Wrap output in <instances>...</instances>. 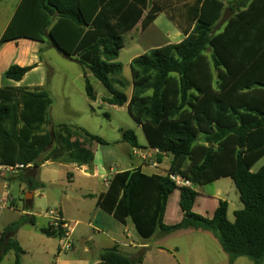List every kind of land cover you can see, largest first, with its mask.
<instances>
[{"label":"trees","instance_id":"obj_1","mask_svg":"<svg viewBox=\"0 0 264 264\" xmlns=\"http://www.w3.org/2000/svg\"><path fill=\"white\" fill-rule=\"evenodd\" d=\"M228 9L234 14L218 31ZM163 12L186 37L131 61L129 96L117 78L124 70L118 61L124 37L139 26L146 31ZM19 39L49 41L89 70L110 94L105 103L126 106L142 126L149 147L159 150L157 162L170 159L167 174H147L141 167L114 174L97 207L124 226L131 223L144 241L156 233L210 231L229 264L241 257L264 264V166L252 172L264 156V0H21L0 46ZM34 68L14 64L0 72V167L22 165L11 180H21L30 191L44 186L37 174L41 160L92 164L94 152L87 142L106 144L67 124L47 132L53 98L45 87L2 86L1 78L20 82ZM85 77L86 93L96 101ZM122 141L142 147L133 130L124 131ZM171 174L188 179L192 187L176 186ZM222 178L234 182L243 204L234 221L226 200L218 202L212 218L194 212L195 189ZM177 190L183 218L166 225L168 202ZM36 219L25 214L0 233V264L10 251L15 264H23L17 233ZM42 232L49 238L65 235L60 226ZM147 251L141 248L132 257L114 245L99 257L104 264H142Z\"/></svg>","mask_w":264,"mask_h":264},{"label":"rangeland","instance_id":"obj_2","mask_svg":"<svg viewBox=\"0 0 264 264\" xmlns=\"http://www.w3.org/2000/svg\"><path fill=\"white\" fill-rule=\"evenodd\" d=\"M17 3L18 0H5L0 4V34L5 27L4 24L11 18ZM124 39L125 48L118 58L124 70L117 78L126 85L122 91L130 95L132 87L130 63L135 57L145 55L150 50H147L148 45L142 42V38L135 34L128 33ZM49 46L39 55L41 61L44 62L43 70L28 74L20 83V85L27 86L43 82L44 87L53 94L49 123L45 124V130L52 132L61 124H67L71 129L84 128L106 142V144L91 140L87 142L88 147H91L97 156L96 164L99 165L100 162L105 161L117 172L133 168L130 155L132 146L123 142L122 137L124 131L133 130L140 144L147 146L148 143L141 126L130 116L126 106L119 107L103 103V98L110 94L103 84L89 73L90 82L97 96V101L91 100L85 88L86 70L65 57L51 44ZM78 136L84 137L81 134ZM146 158L141 169H144L146 162L152 164V161H156V155H151L149 151L146 152ZM40 164L41 167L37 174L44 186L38 188L36 192L30 191L29 186L19 179L11 180L14 174L21 171L0 170V204L6 206L5 209L0 210V233L28 211L37 219L35 225L27 223L17 233V239L25 252L23 264H52L59 253L62 254L63 259L67 260H80L82 256H89L93 260L97 256L98 245L107 240V235L110 234L109 229L117 225L122 232L125 228L114 217L108 220L106 216L109 215L104 212L96 219L98 213L94 201L84 196L85 193L104 188L103 185L101 186L102 181L85 179L82 172L74 170L72 165L66 161L41 160ZM263 166L264 156L253 165L252 172H258ZM159 168L154 167L153 170L167 174L165 171L170 169V159L165 160L164 158ZM69 173H74L76 178L71 179ZM88 180L92 182H87ZM195 190L199 193L194 206V212L197 214L212 218L217 201L226 200L229 203V219L234 221V212L243 208L239 192L230 178H222L216 183L197 187ZM34 192L30 208L26 209V198L28 196L30 199V195ZM205 195L211 197L206 198ZM179 197L177 192L169 199L165 224H175L182 220L183 213L179 206ZM80 207L84 209L82 214L77 211ZM61 208L65 209L70 220H74L69 223L71 228L74 227L72 235V242H75L74 250H62L61 246L58 247L62 241L61 238H49L42 232V228L49 226L48 212L58 211ZM76 220H80V223L74 225ZM89 222H92V225H88ZM94 242L97 245L91 248L89 245ZM151 243H156V240L153 239ZM162 244L172 251L178 248L177 258L182 264H229L228 254L222 250L219 240L210 231L192 229L189 232H178ZM15 259V252L10 251L2 264H15ZM235 264H254V262L241 257L236 260Z\"/></svg>","mask_w":264,"mask_h":264},{"label":"crops","instance_id":"obj_3","mask_svg":"<svg viewBox=\"0 0 264 264\" xmlns=\"http://www.w3.org/2000/svg\"><path fill=\"white\" fill-rule=\"evenodd\" d=\"M4 2H5V0H2L0 2V4H2ZM20 2H21V0H18V3L14 7L11 18L9 19L8 22H6L4 24L5 27L2 29V33L0 34V37L5 32L6 28H8V26H9V24L13 18L16 7ZM232 10L233 11H232L231 16L234 14V9H232ZM223 26H222V28H223ZM130 33L135 34L139 38H142V42L144 41L145 44L148 45L147 50H150V51L153 49L165 46L167 44L170 45V44L180 43L186 37L185 32L182 29H180L173 21H171L169 19L168 15L164 12L160 13L157 16L154 23L146 31H141L140 26H139L138 28H136L134 31H132ZM49 45H50L49 41L36 42V41H31V40H26V39H19V40L7 43L3 46L1 45L0 46V72H1V74L3 75L14 64H18L20 66H25V67H29V66L34 65L36 68H34L29 74L37 72V71H42L44 62L41 61V59L39 58V55ZM89 73H91V72L86 69V74H87L86 76L88 77V79L90 78ZM25 78H26V76H24V78L20 82L14 81V82H16L14 84L11 83L12 80L1 78V84L4 87H9V86H17V87L21 86L24 88L44 87L43 82H40V84H35V85L34 84H30L27 86L20 85V83H22L23 80H25ZM5 80L7 82H5ZM9 81H11V82H9ZM131 86H132V79H131ZM119 89L122 91V88H119ZM131 93H132V87L130 89V95L129 94L128 95L131 96ZM50 95L53 98V94L51 92H50ZM108 97H110V95L105 96L103 98V103H105V101H104L105 98H108ZM93 101H95V100H93ZM96 101H97V96H96ZM82 129H84V128H82ZM135 150H137V152L134 154L133 151H135ZM147 151H149L151 155H153L155 153L154 152L155 149L150 148L148 144H147V146H142L141 148H133L132 147V151L130 152V155L132 158L133 168L121 170L118 172L114 171V168L112 166H108L105 163V161H103L104 163L100 162L99 165L96 164V162L98 160H97V156L95 155V153H94V162L92 164L79 165V164H73V163L69 162L72 165V168L74 170H79L80 172H82L81 174L83 175V177H85V179L86 178L87 179H93V180L100 179L102 181L101 186L103 185L104 188L95 189L97 191H93L94 193L89 192V193L84 194L85 198H90L92 201H94V205H95L96 211L98 213L96 216V219L101 215L102 212L106 213L105 211H103L102 209L97 207V198L102 193H105L108 190V185L105 183V179L106 178L111 179V177L116 173L118 174V173L123 172V171H128V170H132L135 168H140L145 162L142 159V156L146 155ZM168 159L169 158H167V157L165 158V160H168ZM153 168L154 167L150 163L146 162V165L144 166V169L142 168V170L147 174L160 173L159 171L153 170ZM107 169H108V171H107ZM158 169H160V168L158 167ZM90 171H92V173ZM163 171H165V170H163ZM165 172L168 173L169 170H167ZM69 177L71 179L76 178V175L74 173H69ZM40 182H42V181H40ZM87 182H92V181L88 180ZM216 182H214V183H216ZM36 191L37 190H35V192ZM35 192L31 195L28 194L31 196V198L28 200L31 201L33 199ZM177 192L180 196L179 190L175 191V193H177ZM205 196H206V198L211 197L209 195H205ZM219 201H217V207H218ZM217 207H216V209H217ZM215 210L213 212V215L215 213ZM58 211L62 213V217L64 219L63 221L68 224V226L70 227V230H72V235H73L74 227L71 228L69 223H70V221H74V220L73 219L70 220V218L67 215L64 208H61ZM77 211L79 214H82L84 209H83V207H80V208H77ZM167 213H168V206H167L166 216H167ZM26 214H30V213L26 211ZM106 214L109 215V216H106V217H108L107 218L108 220L113 218L112 215H110L108 213H106ZM30 215H32V214H30ZM166 216H165V222H166ZM79 223H80V220H76L74 222V225L79 224ZM88 225H92V222H89ZM166 225H173V224H166ZM124 227L125 228L122 232L119 230L117 225L114 226V228L109 229L110 234L107 235L108 236L107 240L104 242H101V244L98 245V247L96 248L97 249L96 250L97 256L93 260H91L89 256H82L80 258V260H67V259H63L62 254L59 253L58 256H56L54 263H52V264H104L100 261V257H99L100 253L104 249L111 248L114 245L119 247V249L123 253H125L129 256H132V257L135 256L137 251H139L141 248H147L148 251H147L145 260L142 264H182L180 259L177 258V252H179V249L175 248L176 251H172L170 248L163 246L162 243L165 240H167L168 238H170L171 236L176 235L178 232H189L191 230L178 231L177 233L172 234V235H168V236H164L162 233H156L151 240L144 241V240L140 239L139 235L136 233V231H135V229L131 223H128ZM52 238H55V237H52ZM153 239L156 240V243H151V241ZM60 240H62V239H60ZM62 244H63V241H61V243L58 244V247L61 246ZM95 245H97L96 242H94L92 245H89V246H91V248H94ZM74 249H75V242H73L71 250H74Z\"/></svg>","mask_w":264,"mask_h":264},{"label":"built area","instance_id":"obj_4","mask_svg":"<svg viewBox=\"0 0 264 264\" xmlns=\"http://www.w3.org/2000/svg\"><path fill=\"white\" fill-rule=\"evenodd\" d=\"M158 151L159 150H155L154 154H158ZM137 152V150L133 151V153L135 154ZM142 159L144 161H146V155L142 156ZM153 167L155 168H158L159 167V163L156 161H152V164H151ZM20 168H24L22 165L20 166H17V167H0V170H5L6 172L8 171H20L21 169ZM169 178L171 181H173L176 186L178 187H188V188H191L192 187V184L190 181H188V179L184 178V177H181V175H177V174H171L169 175ZM105 183L109 186V183H110V179L106 178L105 179ZM6 206L5 205H1L0 204V210H3L5 209ZM48 217L50 219V223L49 225L54 227V228H58L59 226L62 227L63 229H65V235L64 237L62 238V241H63V244L61 245V249L62 250H65V251H69L71 250L72 248V230H70V227L68 226V224L66 222H64L63 220V217L61 215V213L59 211H54V210H51L48 212ZM62 222H64L62 224Z\"/></svg>","mask_w":264,"mask_h":264},{"label":"water","instance_id":"obj_5","mask_svg":"<svg viewBox=\"0 0 264 264\" xmlns=\"http://www.w3.org/2000/svg\"><path fill=\"white\" fill-rule=\"evenodd\" d=\"M232 11H233L232 9H228L225 11L223 18L217 27V30H220L222 28V26L228 21V19L230 18L231 14H232ZM26 199L28 200V196Z\"/></svg>","mask_w":264,"mask_h":264}]
</instances>
